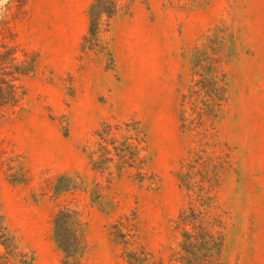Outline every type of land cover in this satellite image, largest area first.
Masks as SVG:
<instances>
[{"label": "rangeland", "instance_id": "obj_1", "mask_svg": "<svg viewBox=\"0 0 264 264\" xmlns=\"http://www.w3.org/2000/svg\"><path fill=\"white\" fill-rule=\"evenodd\" d=\"M89 9L88 39L51 55V0H0V60L35 62L0 109V236L62 264L53 222L71 207L83 264H128L118 221L178 264L190 181L224 238L220 263L264 264V0H124L96 37ZM57 184L73 190L58 198ZM0 264H16L1 243Z\"/></svg>", "mask_w": 264, "mask_h": 264}, {"label": "trees", "instance_id": "obj_2", "mask_svg": "<svg viewBox=\"0 0 264 264\" xmlns=\"http://www.w3.org/2000/svg\"><path fill=\"white\" fill-rule=\"evenodd\" d=\"M122 1L124 0L94 1L89 9L90 36H98L103 20L107 22L113 20ZM87 39L88 36L85 37L84 41ZM14 61L15 59L12 60V64H6L0 60V109L16 105L19 100V88L15 82L19 78L27 77L34 72L35 62L17 64ZM9 66L13 71L7 69ZM100 134L99 131L98 135ZM117 156L119 157V167L128 164L124 157ZM106 161L113 163L114 159L107 158ZM93 166L97 171L101 170H98V162H94ZM61 180L63 178H60ZM191 183L190 181L185 183L189 208L181 213L177 222L181 243L180 251L176 254V261L178 264H221L220 257L224 248V238L216 230L214 219L209 217L207 210L210 204L209 200L205 199L200 192L197 194ZM72 190V186L63 190L60 188V184H57L55 196L59 198ZM53 224L54 241L62 254V264H83L86 242L84 237L85 225L81 213L74 208L63 207L55 214ZM110 231L114 242L122 247V256L128 264H164L162 261H155L145 247L134 240L129 225L118 221L111 226ZM0 243L6 249L9 259L16 264H35L33 255L22 251L19 253L15 250L13 239L4 229L0 236Z\"/></svg>", "mask_w": 264, "mask_h": 264}, {"label": "crops", "instance_id": "obj_3", "mask_svg": "<svg viewBox=\"0 0 264 264\" xmlns=\"http://www.w3.org/2000/svg\"><path fill=\"white\" fill-rule=\"evenodd\" d=\"M94 1L51 0V55H72L79 48L88 34L87 12Z\"/></svg>", "mask_w": 264, "mask_h": 264}]
</instances>
